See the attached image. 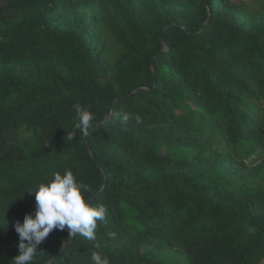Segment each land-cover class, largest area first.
<instances>
[{
	"label": "trees",
	"instance_id": "trees-1",
	"mask_svg": "<svg viewBox=\"0 0 264 264\" xmlns=\"http://www.w3.org/2000/svg\"><path fill=\"white\" fill-rule=\"evenodd\" d=\"M65 170L106 223L33 264H264V0H0V264Z\"/></svg>",
	"mask_w": 264,
	"mask_h": 264
},
{
	"label": "clouds",
	"instance_id": "clouds-1",
	"mask_svg": "<svg viewBox=\"0 0 264 264\" xmlns=\"http://www.w3.org/2000/svg\"><path fill=\"white\" fill-rule=\"evenodd\" d=\"M76 112L77 123L75 128L83 136L88 135V129L92 126L95 117L91 111L80 104L73 105ZM111 115H106L105 120H111ZM126 123L130 116L125 114L122 117ZM136 123L142 122L139 115L135 116ZM74 134L69 135L72 139ZM90 191L89 185L77 181L71 170L53 173L52 179L47 183H40L36 186L35 211L34 214H25L23 223L15 224V231L19 236V254L16 255L10 264H33L34 258L39 250L38 246L54 230L67 229L69 235L79 234L88 240H96L97 222L106 223L107 210L103 205L92 206L86 202L83 192ZM111 236H115L112 233ZM91 253L92 264H110V260L103 255L100 244H95Z\"/></svg>",
	"mask_w": 264,
	"mask_h": 264
},
{
	"label": "rangeland",
	"instance_id": "rangeland-1",
	"mask_svg": "<svg viewBox=\"0 0 264 264\" xmlns=\"http://www.w3.org/2000/svg\"><path fill=\"white\" fill-rule=\"evenodd\" d=\"M111 43H112V45H111V47H112V48H111L112 51H111V53H110V60H109V62H108V65L111 64V62H112V58L115 59L116 56H117V48H118V44H117V42L115 41V39H111ZM21 136H22V137H27V136H29V133H28V132H22V133H21Z\"/></svg>",
	"mask_w": 264,
	"mask_h": 264
},
{
	"label": "water",
	"instance_id": "water-1",
	"mask_svg": "<svg viewBox=\"0 0 264 264\" xmlns=\"http://www.w3.org/2000/svg\"><path fill=\"white\" fill-rule=\"evenodd\" d=\"M96 195H97V194H96ZM96 195H95V196H96ZM95 196H94V197H95ZM94 197H93L89 202H91V201L94 199ZM52 260H53V259H52ZM52 260H51V261H52ZM51 261H50V262H51ZM50 262H49V263H50ZM49 263H47V264H49Z\"/></svg>",
	"mask_w": 264,
	"mask_h": 264
}]
</instances>
